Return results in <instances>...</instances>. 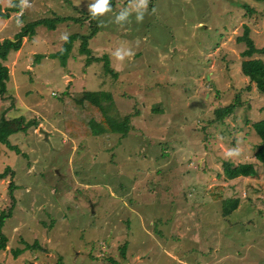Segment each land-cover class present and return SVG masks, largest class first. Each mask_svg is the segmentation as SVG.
<instances>
[{
  "label": "rangeland",
  "instance_id": "374dc122",
  "mask_svg": "<svg viewBox=\"0 0 264 264\" xmlns=\"http://www.w3.org/2000/svg\"><path fill=\"white\" fill-rule=\"evenodd\" d=\"M111 1L95 18L88 62L76 40L63 64L48 52L65 34L89 32L87 19L70 17L96 0H28L22 16L0 17V40L38 17L69 18L36 25L2 61L13 104L0 127V171L13 175L0 178V209L8 181L16 187L0 264H264V166L252 157L250 125L264 117V93L242 74L245 44L235 38L245 23L264 44V0H149L142 22L139 0ZM118 49L134 55L121 60ZM83 90L108 92L115 119L130 114L125 134L64 131L61 100ZM234 94L240 104L216 121ZM8 102L0 97V108ZM225 160L251 161L256 174L227 176ZM227 196L239 201L222 214Z\"/></svg>",
  "mask_w": 264,
  "mask_h": 264
},
{
  "label": "trees",
  "instance_id": "16d2710c",
  "mask_svg": "<svg viewBox=\"0 0 264 264\" xmlns=\"http://www.w3.org/2000/svg\"><path fill=\"white\" fill-rule=\"evenodd\" d=\"M110 7L112 10L113 5L111 0ZM242 7L245 8L247 12L252 11V8L244 3L242 4ZM21 9L22 8L20 6V0H9V4L4 7H2L0 4V17H7L9 12L11 11H20V14L18 16H22L23 11H21ZM83 18L88 20L87 22L89 23L88 25L90 28L89 32H73L71 34H68L67 40H63L61 46L57 50L48 52V55L50 57L59 58L60 62L63 64L64 59L67 57L70 48L75 40L78 41V51L87 54V58L85 59V61H91L96 57L91 54V51L87 46L88 38L97 29V25L94 22L95 18L93 17L91 11L89 10L83 12L81 17H70V20H73L75 22H81ZM62 20H69V18L57 15H52L49 17H38L22 23L19 26L18 30L14 33L13 38L3 37L0 40V97L2 99H9L8 104L0 108V127L4 124L6 120H8V115H6L5 112L8 107L12 106L13 104V97L7 91L5 83L8 78V68L7 65H5L2 61L6 59L7 54L10 50H16L19 47L21 42V36H29L33 34L36 25L43 24L48 29H52L54 28L55 23ZM235 38L237 41H242L245 44V47L240 51V54L242 56H247L246 58H243L240 61V68L242 74L247 77L248 82H253L257 91L264 93V61L259 56L249 57L254 52L263 53L264 44L258 47L255 46L252 38L249 35V27L245 23L242 24L241 33ZM40 55L41 54L36 53L35 57ZM246 87H249V85H246ZM65 95V99L61 100L60 111L62 113L63 118L62 127L68 135L70 132V125L74 129H78L80 126H82L87 133H97L104 130H108L109 132H121L122 134H125V132L127 131V120L130 114H125L124 116H122L121 119H115V115L107 114L106 106L104 104L110 103L111 96L108 92L100 91L98 93H94L93 91L83 90L80 96H72L68 92H65ZM238 104H240L239 95L234 94L232 100L229 101V103L225 105H220L216 108L214 119L216 121H221L223 117L227 113L231 112L233 108ZM152 109L156 110V107H153ZM90 120L95 121V125L92 127H88V123ZM250 125L254 133L259 138V142L252 153V157L257 163L264 166V117L251 121ZM1 140L5 142V144L9 148L15 151H19L18 147L14 144L9 143L5 137L1 138ZM222 170L227 174V176H253L256 174V169L251 161L232 162L225 160L222 162ZM6 175H13V170L8 165H6L3 170L0 171V178ZM15 187L16 183H14L10 179L7 183V192L10 196V203L4 208L0 209V248H3L5 246L6 236L1 232V226L3 224L4 219L11 214V209H13L14 207L15 202L13 190ZM238 201V197L234 196L221 197V213L228 214L237 206ZM23 243L26 247L37 245L36 240H33L32 243H28L26 241H23ZM16 252H19V248L13 250V255H15ZM52 264L62 263L59 258H56V260Z\"/></svg>",
  "mask_w": 264,
  "mask_h": 264
},
{
  "label": "clouds",
  "instance_id": "9594fccd",
  "mask_svg": "<svg viewBox=\"0 0 264 264\" xmlns=\"http://www.w3.org/2000/svg\"><path fill=\"white\" fill-rule=\"evenodd\" d=\"M148 2L149 0H139V6L141 9H143V11H139L138 15L136 16V20L137 22H142L144 19V14L147 11V7H148ZM20 6L22 8V10L24 8L30 7L28 0H20ZM90 11L93 15V17L95 18L97 14H104L108 11H111V7H110V0H96L95 4H92L89 6ZM128 15V13L126 11H122L120 12L117 16H116V20L117 22L125 19V17ZM18 23H21L20 21H18ZM64 40H67V35L65 34L62 37ZM117 57L121 60H123L126 56L127 57H131L134 55V53L129 49V50H121L118 49L116 51Z\"/></svg>",
  "mask_w": 264,
  "mask_h": 264
}]
</instances>
